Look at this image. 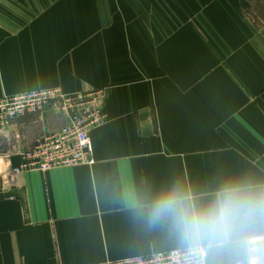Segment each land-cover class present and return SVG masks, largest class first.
<instances>
[{
  "label": "crops",
  "instance_id": "1",
  "mask_svg": "<svg viewBox=\"0 0 264 264\" xmlns=\"http://www.w3.org/2000/svg\"><path fill=\"white\" fill-rule=\"evenodd\" d=\"M105 3L0 0V98L108 87L105 121L91 133L94 165L31 170L8 188L0 176V264H95L185 250L132 206L177 183L203 203L225 181L264 182V21L253 25L251 3L211 4L209 45L193 33L194 47L165 49L160 80L146 73L152 81L128 74L129 60L110 59L108 47L121 49L122 40L110 42ZM64 123L52 107L16 119L0 132V174Z\"/></svg>",
  "mask_w": 264,
  "mask_h": 264
},
{
  "label": "clouds",
  "instance_id": "2",
  "mask_svg": "<svg viewBox=\"0 0 264 264\" xmlns=\"http://www.w3.org/2000/svg\"><path fill=\"white\" fill-rule=\"evenodd\" d=\"M132 207L149 226L174 232L194 264H264V182L225 181L203 203L177 183Z\"/></svg>",
  "mask_w": 264,
  "mask_h": 264
},
{
  "label": "built area",
  "instance_id": "3",
  "mask_svg": "<svg viewBox=\"0 0 264 264\" xmlns=\"http://www.w3.org/2000/svg\"><path fill=\"white\" fill-rule=\"evenodd\" d=\"M104 98L102 90L66 94L59 89L2 96L0 132L10 128L16 119L39 114L49 107L60 113L65 121L58 131L38 138L33 149L22 153V163L18 167L5 162L6 171L0 174L4 185L7 188L15 186L19 176L31 170L46 173L56 168L94 165L91 133L105 121ZM197 259L185 249L95 264H194Z\"/></svg>",
  "mask_w": 264,
  "mask_h": 264
},
{
  "label": "rangeland",
  "instance_id": "4",
  "mask_svg": "<svg viewBox=\"0 0 264 264\" xmlns=\"http://www.w3.org/2000/svg\"><path fill=\"white\" fill-rule=\"evenodd\" d=\"M215 1L217 0H106L105 13L111 20L110 25H106V32L111 36V43L113 39L122 40L121 49L117 50L118 46L108 47L110 59L129 60L131 65L127 66L128 74L136 75L138 81L155 80L146 73L159 75L157 78L160 80L162 60L168 59L163 57L162 51L167 48L172 52L194 47L193 33H197L198 41L209 45V26L204 14ZM247 1L251 4L245 13L250 14L253 25L258 28L264 21V0ZM132 42L137 52L136 59L133 57ZM151 51L154 53L153 57L149 56ZM107 88L99 90L106 93Z\"/></svg>",
  "mask_w": 264,
  "mask_h": 264
}]
</instances>
